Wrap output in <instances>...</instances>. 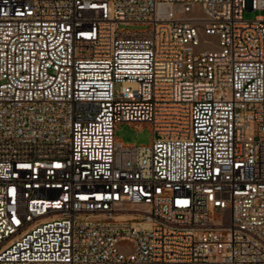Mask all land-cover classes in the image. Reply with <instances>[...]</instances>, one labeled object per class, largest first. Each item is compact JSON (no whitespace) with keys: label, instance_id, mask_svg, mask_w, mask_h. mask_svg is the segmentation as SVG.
<instances>
[{"label":"built area","instance_id":"1","mask_svg":"<svg viewBox=\"0 0 264 264\" xmlns=\"http://www.w3.org/2000/svg\"><path fill=\"white\" fill-rule=\"evenodd\" d=\"M255 10L0 0V264H264Z\"/></svg>","mask_w":264,"mask_h":264},{"label":"rangeland","instance_id":"2","mask_svg":"<svg viewBox=\"0 0 264 264\" xmlns=\"http://www.w3.org/2000/svg\"><path fill=\"white\" fill-rule=\"evenodd\" d=\"M259 14L264 16V10L259 11H245L244 17L246 19H254ZM130 28H136V26H132ZM215 39V37H211ZM215 48V47H212ZM116 136L122 139L126 143H135L137 145L140 144H148L152 139V131L147 124H143L141 126L132 125L131 123L121 122L117 125Z\"/></svg>","mask_w":264,"mask_h":264}]
</instances>
